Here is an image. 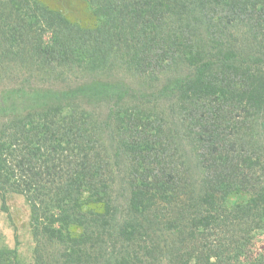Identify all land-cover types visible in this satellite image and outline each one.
Returning a JSON list of instances; mask_svg holds the SVG:
<instances>
[{
	"label": "trees",
	"instance_id": "trees-1",
	"mask_svg": "<svg viewBox=\"0 0 264 264\" xmlns=\"http://www.w3.org/2000/svg\"><path fill=\"white\" fill-rule=\"evenodd\" d=\"M86 4L90 23L0 0V63L51 83L0 93L1 209L28 201L31 264H242L264 231V0Z\"/></svg>",
	"mask_w": 264,
	"mask_h": 264
},
{
	"label": "rangeland",
	"instance_id": "rangeland-1",
	"mask_svg": "<svg viewBox=\"0 0 264 264\" xmlns=\"http://www.w3.org/2000/svg\"><path fill=\"white\" fill-rule=\"evenodd\" d=\"M41 3L62 11L65 16L71 20H79L82 23H90L92 21L91 13L88 10L86 0H39ZM52 38L51 31H46L45 40ZM12 61L9 58L6 62L0 63V93L8 88L27 87L34 88L38 86H49L51 83L43 79L40 71L37 70L36 64L27 63L29 60H23L20 56L11 54ZM119 77H127L128 81L137 86L138 81L132 80L124 72L118 74ZM59 85V84H58ZM108 106L105 104L100 109L102 116L107 112ZM189 150V149H188ZM121 165L118 167L115 182L113 185L112 195L118 211L124 214L127 209L129 199V188L127 181L129 180L128 164L121 157ZM194 161L192 165H194ZM247 194L235 196L230 200V204L247 199ZM9 211L5 212L1 209L2 200L0 197V248L17 247L18 251L26 264H31L33 261V251L35 241L31 227V208L22 194L12 193L8 195ZM97 210H102V204L94 205ZM74 233H79V227H71ZM252 242L250 243L249 256H242L240 263L253 264L255 260L264 261V231L260 228H253ZM18 238V243L16 242ZM53 247V246H52ZM53 249V248H52Z\"/></svg>",
	"mask_w": 264,
	"mask_h": 264
}]
</instances>
